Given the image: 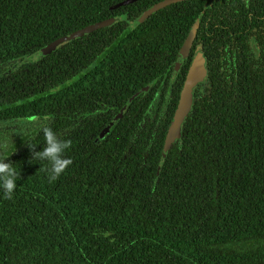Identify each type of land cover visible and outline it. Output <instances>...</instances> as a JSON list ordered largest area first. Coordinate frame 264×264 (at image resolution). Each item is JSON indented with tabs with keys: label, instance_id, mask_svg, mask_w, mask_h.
<instances>
[{
	"label": "trees",
	"instance_id": "obj_1",
	"mask_svg": "<svg viewBox=\"0 0 264 264\" xmlns=\"http://www.w3.org/2000/svg\"><path fill=\"white\" fill-rule=\"evenodd\" d=\"M120 1L0 0V157L19 174L12 199L0 187V264H264V0H213L205 12L197 38L209 81L195 87L157 180L183 83L168 91L162 79L196 13L192 0L182 11L175 2L131 27L157 0L110 8ZM113 16L122 20L24 63ZM45 126L71 142L72 163L51 182L49 162L32 157Z\"/></svg>",
	"mask_w": 264,
	"mask_h": 264
},
{
	"label": "water",
	"instance_id": "obj_2",
	"mask_svg": "<svg viewBox=\"0 0 264 264\" xmlns=\"http://www.w3.org/2000/svg\"><path fill=\"white\" fill-rule=\"evenodd\" d=\"M136 0H122L114 5H112L110 8L115 9L119 6L126 5L132 2H135ZM178 0H163L160 2H157L153 5H150L147 7L144 11H142L135 19L129 21V25L131 27H134L141 22H143L149 15L152 13L156 12L157 9L162 8L166 4H169L170 2H175ZM122 20L121 16H113L101 21H97L94 23H91L89 25H86L85 27L78 29L70 34H67L65 36L59 37L55 39L54 41L44 45L41 47L38 51V53H49L51 51H54L55 49L63 46L68 40L71 38H75L76 36L84 35L87 34L93 30H96L100 27H105L112 25L118 21ZM198 21L199 18L196 19L195 23L191 27L188 35L186 36L183 45L178 51L177 58L174 62V67H173V75L178 71L180 64L183 60V58L186 56L188 49L190 47L191 42L193 41L195 31L198 26ZM254 38L250 40V43L253 44ZM257 49L255 50V53H257ZM31 55V58L34 57ZM206 76V68L204 66V56L202 53V50L196 53L194 56V59L192 63L190 64V67L188 69L186 79L183 82L182 88L180 90L179 98L177 101L176 108L174 110V113L172 115V118L170 120V123L167 127V131L165 133V138H164V143L160 152V157L158 159V164H157V169H156V174H155V180H157L161 167L166 159L167 153L171 147V144L176 142L177 140H180L182 137V127L185 121V117L187 116L191 103H192V93L193 89L197 86L198 83L202 82V80ZM153 85L152 82L146 83L143 87L139 88L135 93H133L127 101L123 104V106L115 113V115L112 117L111 121L109 124L105 125L104 128L100 130L98 133L97 138L95 139V142L102 138L104 134L110 132L111 130V124L122 117L123 113L126 111L127 107L131 102L139 96L140 94L146 92L151 86Z\"/></svg>",
	"mask_w": 264,
	"mask_h": 264
},
{
	"label": "flooded vegetation",
	"instance_id": "obj_3",
	"mask_svg": "<svg viewBox=\"0 0 264 264\" xmlns=\"http://www.w3.org/2000/svg\"><path fill=\"white\" fill-rule=\"evenodd\" d=\"M136 1H138V0H136ZM135 1V2H136ZM160 1H163V0H157L156 2H154V3H152L151 5H153V4H155V3H157V2H160ZM183 1H185V0H178V1H175V2H179L180 4H179V8H180V11H182V10H184V8H183ZM175 2H170L169 4H166L165 6H168V5H171V4H173V3H175ZM133 3V2H132ZM130 4V3H129ZM214 4V1L213 0H192V2H190V8L188 9V11L191 13V15L192 14H194V13H196L192 18V21H191V23H190V25H189V28H188V30H187V32H186V35H185V37H184V39H183V41L181 42V44H180V46L177 48V50H176V54H175V58L173 59V61H172V67H171V72H170V74L169 75H166L165 74V78L164 79H162V81H168V83H169V85H168V91L173 87V85H174V82L175 81H180V79H181V81H185V79H186V75H187V72H188V69H189V67H190V64L192 63V61H193V59H194V56L196 55V53L197 52H199L200 50H202V53H203V56H204V66H205V68H206V76H205V78L202 80V82H200L199 84H201V83H204L205 81H209V77H208V72H209V69H210V64H209V62H208V58H207V56L205 55V51H203V44L200 42V40L197 38L198 37V28H199V26H200V22H201V20H202V18L204 17V14H205V12L207 11V9L209 8V7H211L212 5ZM165 6H163V7H165ZM200 6V7H199ZM120 7V6H119ZM162 7V8H163ZM159 9H161V8H159ZM158 10V9H157ZM186 14H188V12L186 13ZM150 16V15H149ZM148 16V17H149ZM108 18H110V17H108ZM197 18H199V21H198V26H197V29H196V31H195V35H194V38H193V41L191 42V44H190V47H189V49H188V52H187V54H186V56L183 58V60H182V62H181V64H180V67H179V69H178V71L173 75V67H174V62H175V60H176V58H177V54H178V51H179V49L181 48V46L183 45V43H184V40H185V38H186V36L188 35V33H189V31H190V29H191V27L193 26V24L195 23V21H196V19ZM105 19H107V18H105ZM102 20H104V19H102ZM101 21V20H100ZM110 26V25H109ZM85 27V26H84ZM83 28V27H82ZM81 29V28H80ZM244 31H245V28L243 29V33H244ZM85 35V34H84ZM65 36V35H64ZM80 36H83V35H80ZM80 36H76L75 38H77V37H80ZM62 37V36H61ZM74 38V39H75ZM197 38V39H196ZM71 39H73V38H71ZM70 39V40H71ZM69 41V40H68ZM250 41V40H249ZM254 41H255V43L253 42V44H252V46H250V49H249V53H252V55H253V59H257L258 58V55L260 54V51L257 49V45H258V42L254 39ZM67 43V42H66ZM58 49V48H57ZM258 50L257 51V53H255V50ZM56 50V49H55ZM228 49L225 47V46H223L222 48H218V54H217V56H216V58H215V60H217V61H219L218 62V65H220V67H221V69H223V67H224V65H226V64H229L230 63V53L227 51ZM242 53L243 52H240V54H241V56H242V60L244 61V59H243V55H242ZM44 53H41V54H39V55H37V54H35L34 55V57H32L31 58V55L29 56V57H27V61L26 62H24V63H26V64H29V61H32L33 59H34V61H35V59H37V56L38 57H40L41 55H43ZM252 58L251 57H248V60L249 61H251L252 60ZM246 61V60H245ZM248 62V61H247ZM1 76V75H0ZM167 76V77H166ZM227 81H230L229 79L227 80ZM182 85H183V83H182ZM198 85V84H197ZM163 88V87H162ZM182 88V87H181ZM194 89H196V88H194ZM193 89V93H192V100L194 99V90ZM181 90V89H180ZM157 94L158 93H160V91H158V92H156ZM179 94H180V92H179ZM159 95V94H158ZM169 96H170V93L169 92H167L166 93V102L169 100ZM159 101V99L158 98H156V99H154V100H152V103H153V107H155V109L156 110H158L159 111V113H165L166 112V110H167V103H159L158 102ZM152 105V104H151ZM191 106H192V104H191ZM191 106H190V109H191ZM190 109H189V111H190ZM189 113V112H188ZM188 115V114H187ZM35 124L36 125H41L42 124V120L41 119H37L36 120V122H35Z\"/></svg>",
	"mask_w": 264,
	"mask_h": 264
},
{
	"label": "clouds",
	"instance_id": "obj_4",
	"mask_svg": "<svg viewBox=\"0 0 264 264\" xmlns=\"http://www.w3.org/2000/svg\"><path fill=\"white\" fill-rule=\"evenodd\" d=\"M45 138V147L41 151H32V157L38 160H46L49 167V181H55L69 165L71 159L63 158V153L70 147V141L60 140L51 127L42 128ZM7 156L0 157V187L3 188L6 199H12V193L16 188V181L19 174L11 163H5Z\"/></svg>",
	"mask_w": 264,
	"mask_h": 264
}]
</instances>
